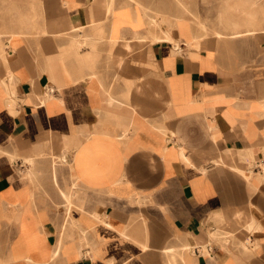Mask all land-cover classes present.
Wrapping results in <instances>:
<instances>
[{"label": "crops", "instance_id": "crops-1", "mask_svg": "<svg viewBox=\"0 0 264 264\" xmlns=\"http://www.w3.org/2000/svg\"><path fill=\"white\" fill-rule=\"evenodd\" d=\"M35 1L30 27L29 0H0V264H264L253 23L154 32L132 3Z\"/></svg>", "mask_w": 264, "mask_h": 264}, {"label": "rangeland", "instance_id": "rangeland-1", "mask_svg": "<svg viewBox=\"0 0 264 264\" xmlns=\"http://www.w3.org/2000/svg\"><path fill=\"white\" fill-rule=\"evenodd\" d=\"M112 3L113 9L121 4V2L132 3L137 7H140L145 14L149 24L153 26V31L160 30L163 25H177V26H188L187 19L190 20L191 24L200 30L206 37L216 36L217 38L230 39L231 37H237L233 35L234 31H242L247 28H253L252 26L247 27V23H253L256 31L255 33H248L249 38H253L256 43L260 44L264 41V0H106ZM4 7L5 3H1ZM19 6H14L13 10L16 14L17 9L20 10ZM24 5L27 6L30 11V27H35L37 21L39 20L37 16V11L40 7L39 2L35 0H29L28 3ZM5 8V7H4ZM173 9V10H172ZM169 12V13H168ZM109 13V12H108ZM263 15L262 18L258 16ZM110 16V14H109ZM108 16V18H109ZM155 16V17H154ZM185 17V18H184ZM107 18V19H108ZM16 20H21L14 18ZM159 20V21H158ZM176 22H175V21ZM157 22V24H156ZM239 22V23H238ZM99 24H106L99 23ZM160 26V27H159ZM167 31H162L161 34H154L155 38L164 40L165 33ZM221 34V35H219ZM241 35V34H240ZM247 34H244L246 37ZM70 42L72 40V34L67 33L63 35ZM87 35L83 39V45H88L94 49L98 48L101 44L102 36L101 34ZM105 36V35H104ZM160 36V37H159ZM251 36V37H250ZM87 38V39H86ZM104 42L109 43V57L111 62H115L118 59L119 54H116V42L109 38L104 37ZM79 41V40H78ZM172 41L173 40H169ZM174 43V42H173ZM178 44V41H177ZM145 47V46H144ZM124 51V50H123ZM122 51V52H123ZM144 48L139 47L137 49H130L125 51L123 57H138L143 58L145 55ZM118 62V61H117ZM116 68L110 66V69ZM143 70L137 68V70ZM117 71V70H116ZM155 116V115H153ZM31 168L35 165V162L28 161ZM37 182L41 180L36 179ZM46 183L54 185L52 179H46ZM65 191H69L68 187ZM52 197V195H49ZM71 199H65V206H68Z\"/></svg>", "mask_w": 264, "mask_h": 264}, {"label": "bare ground", "instance_id": "bare-ground-1", "mask_svg": "<svg viewBox=\"0 0 264 264\" xmlns=\"http://www.w3.org/2000/svg\"><path fill=\"white\" fill-rule=\"evenodd\" d=\"M111 5V4H110ZM109 8V7H108ZM113 8V7H112ZM173 10V9H172ZM108 11H110V8H109V10ZM110 13V12H109ZM169 13V12H168ZM155 17V16H154ZM159 21V20H158ZM175 21V20H174ZM176 22V21H175ZM156 24H157V22H156ZM160 27V26H159ZM160 35V34H159ZM160 37V36H159ZM155 38H157V37H155V35L153 34V41H154V39ZM164 38V40H173V42H174V44L176 45V46H178V44H177V40H175L169 33H168V31L165 33V37H163ZM140 41L141 42H143V43H148V42H150L151 40H147V39H145L144 37H142L141 39H140ZM141 44V43H140ZM142 46V45H141ZM176 46H174V47H176ZM179 48V47H178Z\"/></svg>", "mask_w": 264, "mask_h": 264}]
</instances>
